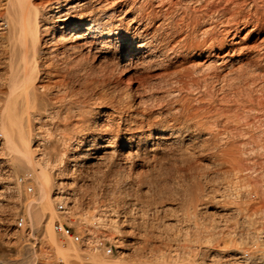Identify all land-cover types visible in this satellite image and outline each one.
Returning a JSON list of instances; mask_svg holds the SVG:
<instances>
[{
	"label": "rangeland",
	"instance_id": "obj_1",
	"mask_svg": "<svg viewBox=\"0 0 264 264\" xmlns=\"http://www.w3.org/2000/svg\"><path fill=\"white\" fill-rule=\"evenodd\" d=\"M35 1H38L37 3L43 4V6L41 7V13L43 14L41 20L47 21V19H49L50 9H52L51 1L53 0H47L48 2L44 0ZM110 1L111 0H109V2ZM116 1V13L118 19L121 16L120 20L123 22L122 26H131V34L135 36V43L133 42L132 44L126 46H130V49H134L139 43H143L146 45L142 44V49H144V51L141 50L140 52V55H143V58L141 57L138 64L136 63L132 68L128 70L130 71V76H125L123 72L124 70H122V72L121 70L116 71L112 77L106 75L108 80L111 81V87L122 89L124 87H129L130 85V87H133L134 90H136L138 97H147L148 99L151 97V95L158 94V92L159 94L161 93V96L159 95V97H162V99L166 98V94H163V92L165 93L167 89L181 90V92H183L184 94L190 95L193 102L195 101L197 104L200 103L201 106L211 108L214 116L212 118V121L210 120L211 123L209 124V127H211L212 130L218 131L219 133H225L224 136H226V138L222 136L223 138L221 139V143L223 142V144H221L220 141L218 142V144H221L220 146H225L227 143L234 144L235 146L239 147V152H241V150L242 152H238L230 158L229 156H225V158L228 157L231 160L230 162L225 159L224 156H213L210 154L196 155L199 159L196 156L192 159V157H181V154L179 152L176 153L175 151L177 150V147H175L177 145H174L172 147H168V149L165 150L166 154L163 152H158L159 154L161 153L159 156L158 154H154L153 151L151 152L150 149L149 151L148 149L147 151H145L141 148L142 151H138L136 150V148H125L123 144L125 143L127 137L122 136L123 132L120 133L119 131H113V133H116V135L118 134L119 137L117 142L119 145L118 152L120 153H118L117 157L113 159V163H111L110 161H105L106 163L101 162L95 163L93 165V162H86L75 168L73 167V163L66 160V169L63 171V173L57 172L56 174L54 172L52 174L54 179L58 183L57 186L53 187L52 192H58V189L61 187L62 191L67 194L70 200L64 202L66 204V211L62 213L57 210L59 200H56L54 202V213H52V215L50 216L49 228L56 236V238L61 241L63 247L72 245L79 249L81 264H94V262L92 261V257L95 253L91 251V248L97 246V241H102L104 247L100 248L95 255L104 259L103 261L107 262H112V260L114 259L112 262L113 264H135L139 260L144 261L143 259L138 257V253L135 250V248L138 249L139 247L145 254H148L150 251H154L159 254V247L162 250L165 244L167 245L163 248V252H168L169 248L172 250L176 248L177 250L179 249L178 251H183L181 248L186 247L187 250L188 246H194V244L190 245V242L185 240L189 238L185 236H193L192 232L196 234L195 232L197 231L196 229H194L195 226L198 228L200 227V231H203V229L204 231L206 230L212 238L214 236H217L212 239V245H205L204 243H200L199 245L198 242L195 244H198V246H196L197 248L194 246L197 251H204L208 249L206 247H209L208 250H210L212 257L215 256L214 259H219L221 261L213 263V261H209V259H206V264L210 262V264H224L226 261H228L227 258L235 250H237L238 252L240 251L244 256H246L245 258L249 260L252 259L254 257V252L258 244H256V247L253 245H255V243H260V236L262 234L260 233V228L262 229L264 227V221L260 218L259 214L261 213V206H264V189L262 188L264 187V158L262 156V154L264 153V99H262L264 97V71L257 72V75L254 74L256 77L253 75V77L247 80L241 79L240 82L238 81L236 83L230 82L228 79H225L226 81L223 79L210 81L209 77L207 79L209 80L208 82L211 83L207 82V86H205V82L203 80L204 77H202L203 75L195 72V68L199 66L198 63H202L207 60L209 55L208 53L210 51L211 53L213 52V55H220L221 57L228 54V57L233 60L243 59L244 62H247L248 60H255L256 56L264 50L262 49L264 48V46H262L264 45V3H262L264 0H201V2L197 3L196 0ZM126 1H128L127 3L129 5H127ZM110 3L108 7L113 6L111 5L112 3ZM0 15H2V12H0ZM242 24L245 26H243ZM207 27L212 28H210L212 31L211 37H214V41L211 39L207 43L215 46H213V48L210 50H207V47H204L205 51L204 48L203 50H194L195 45L203 42L204 39L203 36L200 37L201 32H198L196 34L197 31L195 32L194 30L199 31V29H207ZM157 29L159 30L157 31ZM185 38H187V40ZM153 44L157 47V50L164 49V52L166 54L164 53L165 55L163 56H165L166 58L162 57V59L165 60L154 58L151 59L147 64H144V62L140 63L143 59H145L144 57H146L147 53H149L148 51H151L150 45ZM161 60L162 62H160ZM106 63L104 67H106L107 69H110L113 65L111 61H107ZM258 63L261 66L264 65V63L261 61H258ZM139 65L143 66V68ZM3 67L4 65L0 66V74L4 72ZM173 73L176 77L173 75ZM181 75H185L186 77H183V80L185 82L187 81L185 84H182L181 82L182 85L180 83H177V81L181 79ZM128 77L132 80L130 84H128L126 81ZM252 80L253 83H250L252 82ZM171 81H175L174 84H176L173 85V82ZM193 81H196L197 83H194ZM162 83H165L166 86H170H168L167 88L165 84L163 85ZM240 83L241 86L239 85ZM203 85L205 87H203ZM206 89L207 91H205ZM0 90H4V88H0ZM198 98L201 99L198 100ZM167 99L168 98L164 99L162 101V104L166 103L165 101ZM242 100H246L247 104H244ZM260 100L263 102H261ZM215 104L220 106H217ZM239 105H242L244 109L247 108V110L239 107ZM248 105L251 107H248ZM157 108L158 107H154L153 110L157 111ZM216 109L217 113L215 112ZM215 115L217 119L215 118ZM227 115L229 120L227 118ZM229 115L233 117L231 118V116ZM243 116L246 117L245 120L243 119ZM235 117H238L239 119ZM235 120L240 121L235 122ZM237 123H239V125ZM257 123L259 124V126ZM236 124L237 129L235 127ZM246 125L248 127H246ZM241 126L244 127L242 128ZM123 127L124 126L122 125L121 128ZM109 128L113 130L114 128L116 129L115 126H110L106 128H99V131L100 133L102 132V134H104V132L106 130L108 131ZM247 129L249 131L253 129V131L249 132L247 131ZM255 130L259 131L258 136V132H256ZM242 132L244 133V136H242ZM254 132H256L257 134H255ZM166 137L169 138L168 135ZM244 137H247L248 139ZM256 137L262 138L258 139ZM52 139L55 140L56 138ZM224 139L230 140L232 143L230 141L227 142L226 140L223 141ZM1 140L2 139L0 137V145ZM50 141L53 144L50 142L48 143V146L53 150L56 143L52 140ZM166 142V145L171 144L170 140ZM261 142H263L261 144V146L263 145V149H261L260 146ZM245 143H248L250 145L248 146V144ZM258 147H260L261 149H259L260 152L258 151ZM252 149L257 150V154L256 151H254L255 154H253ZM248 151L251 153H249ZM150 152L152 154H150ZM122 157L124 159H127L124 160ZM50 159L55 160L54 157H50ZM118 160L120 162H118ZM143 160L145 161V163ZM213 162L215 163V165L213 164ZM154 163H156V165ZM227 163H230L232 165H227ZM243 165L245 166V168ZM251 166H253V168ZM251 169L252 171H250ZM244 171L248 172L245 173ZM193 173L194 176H192ZM236 175L238 176L236 177ZM36 176L37 173L35 171H32L30 169H19L11 163H8L7 156L5 157V155H3L0 151V264H44L47 261L43 255L45 248L42 243L45 237V230L41 225L36 224L29 210L24 205L28 199L34 197L32 196V194L36 195L37 193V188L34 181L36 180ZM9 178L12 179V184L10 185L8 184V181H10ZM60 183H67V185L59 186ZM250 184L252 185L249 186ZM29 188L31 189L30 191ZM201 188L203 189V191ZM201 191L205 194L202 195ZM254 193L257 194L258 197ZM191 196L192 198H194V202H198L196 203L197 205L199 204V201L201 199L203 200H201L202 203L205 204H199L201 205L200 207L202 208V210H200V208L198 207V210H200L201 213L198 211L196 214L197 217H195L194 219H185L183 214L184 204L185 201L187 202L192 199ZM202 196L204 198H202ZM251 198L252 200H254L253 202L251 201ZM234 202L235 204L233 205L232 203ZM249 202L250 206L247 205L249 204ZM248 208L249 210H247ZM231 209L234 210L235 215H232L233 210ZM237 211H239L238 215ZM69 213L75 214L82 220V222L73 221ZM239 214L242 216H240L241 219L244 220L240 219ZM247 214L250 218L247 217ZM235 216L239 219L236 218V220L235 218H233ZM228 217L229 219L233 218L231 222L230 220H228ZM178 218L182 224L184 223V225H182L181 223L177 224V222H180ZM19 219H23L25 222L24 227L21 229L17 227V221ZM184 220H186L187 223ZM195 220L199 221L196 222ZM200 220L202 222H200ZM251 220H254L253 223L251 222ZM142 221H148V230L150 228V231H148V235H150V237L147 236L146 242L143 238L141 239L140 232L138 230V227L141 225ZM240 221H243L244 223L250 221L252 223V228L250 229L251 226L249 222L248 226L247 223L243 225V222L241 223ZM56 222H60L69 226L73 232L79 234L82 238H90L89 244L85 246L83 244L75 243L69 238H63L62 236L56 234L53 230V225ZM256 222L261 226H258ZM114 223L117 224L118 230L112 229V227L115 226ZM110 224L112 225V227ZM185 225L189 226V228L187 227L189 234ZM204 225L207 226L206 229V226L204 227ZM162 227L163 231L161 230ZM217 228L219 229L216 230ZM248 229L250 230L248 231ZM168 230L172 232H169ZM184 230H186L187 232H185ZM246 230L248 231V234ZM250 231H252V234L249 233ZM178 232L179 234H182L183 237L179 235ZM230 233L231 240H235L234 243L230 242L231 240L228 236ZM167 234H171L169 236L171 239H169ZM173 234L176 238H173ZM242 234H245V236H243ZM247 235L249 237H247ZM251 236L253 238L252 240ZM239 237H241V240ZM120 238L121 240H123V248H120ZM172 238L175 239L174 242L172 241ZM246 238H249L250 240L248 239V242H246ZM163 241H165V243ZM166 241H170V244ZM214 242H216L215 245ZM232 243L234 245H232ZM242 243H244V245ZM249 243L250 245H252L251 247ZM228 244H231V246L235 247L230 248ZM237 244L240 246H238ZM218 247L223 248L224 250L222 251L226 252H221V249H219ZM240 247H242V249ZM109 248L112 249V252L110 254H107L106 250ZM238 248L240 250H238ZM243 249H246V251L244 250L243 252ZM49 252L50 253L48 258L50 259L48 261H50L52 264H66V262L60 260L57 257L55 252ZM168 253H166V255ZM90 254L91 256H89ZM170 255H172V257H176L177 253H175L174 255L171 253L168 254V256ZM172 257L170 256L169 258ZM221 259H223L224 261H222ZM193 260L195 259L193 258L192 261ZM175 261L178 262L177 264H190V262H187L182 258L180 260L175 258ZM107 262L95 264H107ZM140 263L144 264V262ZM158 263L176 264V262H170L169 259L165 261L159 260L155 263L154 261H152V263L151 261H148L146 264ZM191 263L193 264L195 262ZM195 264L201 263L196 262Z\"/></svg>",
	"mask_w": 264,
	"mask_h": 264
},
{
	"label": "bare ground",
	"instance_id": "obj_2",
	"mask_svg": "<svg viewBox=\"0 0 264 264\" xmlns=\"http://www.w3.org/2000/svg\"><path fill=\"white\" fill-rule=\"evenodd\" d=\"M44 1L48 2L47 0ZM37 2L35 0H0V12H2V15H0V66L4 65L3 67L4 70L1 69L4 72L0 74V88H4V90H0V130H1L0 137L2 139L0 145V151L3 155H5V157L7 156L8 163H11L15 167H18L19 169H23V170L30 169L37 173L36 180H34L37 188V193L36 195L32 194V196L34 197L28 199L24 205L29 210L36 224L41 225L45 230V237L42 243L45 248L43 255L47 261L44 264H52L50 261H48L50 259L48 258L50 253L49 251H52V253L55 252L57 257L60 260L66 262V264H81L79 249L72 245L63 247L61 241L56 238V236L52 233L51 229L49 228L50 216L52 215V213H54L53 211L54 202L56 200H59L64 203L67 200H70L67 194L64 191H62L61 187L58 189L59 190L58 192L55 193L52 192L53 187L57 186L58 184L52 174L54 172L56 174L57 172L63 173V171L66 169L65 166L67 161L73 163V167L75 168L86 162H93V165L95 163H101L105 161L107 162L110 161L111 163H113L112 162L113 159L117 157V154L119 153L118 152L119 145L117 142L119 137L118 134L117 135L116 133L114 134L113 131H117V132L119 131L120 133L123 132L122 136L127 137L125 143L123 144L125 148L126 147H129L130 149L136 148V150L138 151H142V150L147 151V149L149 151L150 149L151 152L153 151L154 154H158L159 156L161 153L159 154L158 152L165 153L166 152L165 150L168 149V147H172L174 145H177L175 146L177 147V150L175 151L176 153L179 152L181 154V157H187V158L192 157V159L196 155H200V154L224 156V158L225 156H229L230 158L235 154H237L240 151V149L234 144H228V143L226 144V142H225L226 144L225 146H220L221 144H223V142L221 143L222 141L221 139L223 138L222 136H224L225 133H219L218 131L212 130L211 127H209V124L211 123L210 120L212 121V118L214 116L211 108L206 106H201L200 103L197 104L195 101L194 103L190 95L184 94L183 92H181V90L167 89V91L165 93L163 92V94H166V98L168 99L165 101L166 103L162 104L163 103L162 101L166 98L162 99V97H159V95L161 94V93L159 94V92L158 94L151 95V97L148 99L147 97H138L136 90H134L133 87H130V85L129 87H124L122 89L111 87L112 85L110 83L111 81L108 80L107 76L112 77L115 74V72L118 70H121V72L122 70H124L123 72L125 76H130L129 75L130 71L128 70L132 68L136 63L138 64L141 57L143 58V55H140V52L141 50L144 51V49L142 48L143 45H146L143 43H142L143 45L139 43L136 45L134 49H130V46H126L134 42L135 36L131 34L132 27L125 25L122 26L123 22L120 20L121 16L118 19L116 13V6H117V3H115L117 2L116 0L115 1L111 0L110 2L112 4L109 2V0H53L51 1L52 9H50L49 19H47V21L41 20V17H43L42 16L43 14L41 13V7L43 6V4ZM108 2L113 6L108 7L109 5ZM127 2L128 1H126V3ZM197 2H201V0H196V3ZM262 3H264V1ZM127 5L129 4L127 3ZM211 27L209 28L207 27V29H199V31L194 30L195 32L197 31L196 34L198 32H201L200 37L203 36L204 38L203 42L195 45L194 50L196 49L203 50L204 47H207V50H210L213 48V46H215L207 43L209 40L214 39L213 36L211 37L212 35ZM158 30L159 29H157V31ZM185 39L187 40V38ZM154 44L150 45L151 51H148L149 53H147L146 57H144L145 59H143L140 63L144 62V64L145 63L147 64L150 62L151 59L159 58L160 60L162 59V57H165L163 56L166 54L164 52V49L157 50V47ZM212 53L210 51L208 53L209 55L207 60L202 63L200 62L201 64L198 63L199 66L195 68V72L203 75L202 77H204L203 80L205 82V86H207V82L209 81L207 78L209 77H210V81L228 79L230 82L236 83L238 81L240 82L241 79L247 80L253 77L254 74L257 75L256 73L259 71L262 72L264 71V65L261 66L258 63V61L264 63V50L263 52L259 53L256 56L255 60H248L247 62H244L243 59H237V60L230 59L228 57V54L221 57L220 55H213ZM162 60L160 62H162ZM107 61H111L113 64L110 69L104 67ZM140 67L143 68V66ZM183 77L186 76L181 75V79L177 81L178 84L179 83L181 84V82L182 84H185L187 82L183 80ZM126 81L128 84L132 82V80L129 77L126 79ZM174 82L173 85L176 84V83L174 84ZM193 82L197 83L196 81ZM250 83H253V80ZM239 85L241 86V83ZM168 86L170 85H167L166 87L168 88ZM205 86L203 85V87ZM205 91H207V89ZM199 99L201 98H198V100ZM262 99H264V97ZM242 101L244 102V104L247 102L246 100H242ZM154 107L155 108L158 107L157 111L153 110ZM239 107H242V105L241 106L239 105ZM248 107L251 106L248 105ZM244 110H247V108ZM215 112L217 113V109ZM232 117L233 116H231V118ZM243 119L245 120L246 117L243 116ZM236 121H240V120H235V122ZM239 123L237 124L239 125ZM237 124L235 126L236 129H237ZM122 125L124 126L123 128H121ZM110 126H115L116 129L114 128L113 130L109 128L108 131L107 130L105 132L103 131L104 134H102V132L100 133L99 128L102 127L106 128ZM246 127L248 126L246 125ZM247 131L249 130L247 129ZM251 131H253V129H251ZM256 132H258V134ZM256 132L254 133L257 134L258 136L259 131ZM241 134L242 136H244L243 132ZM167 135L169 136V138L166 137ZM224 137L226 138V136ZM52 138L54 139L56 138V139L53 140ZM256 138L259 139L262 137H256ZM50 140L56 143V145H54L53 150L50 149V147L48 146V143L51 142ZM168 140L171 141V144L166 145L167 144L166 141ZM225 140L227 142L230 141L227 139H224L223 141ZM219 141L221 143L220 145L218 144ZM262 143L263 142L260 143V146ZM249 145L250 144H248V146ZM262 146L261 149H263ZM259 149L260 147H258V151L260 152L261 149L260 150ZM254 151H256L257 154V150H253L252 152L253 154H255ZM151 152L150 154H152ZM263 154L262 156L264 158ZM50 157H54L55 160L54 159L51 160ZM229 158L227 157L225 159H227L230 162L231 160ZM118 162L120 161L118 160ZM156 163L154 164L156 165ZM213 164L215 165L214 162ZM227 165H232V164L227 163ZM251 167L253 168V166ZM250 171H252V169ZM244 172L246 173L248 171H244ZM238 175H236V177ZM192 176H194V173ZM11 178H9L10 181H8L9 185L12 184ZM60 185H67V183H60L59 186ZM251 185L252 184H250L249 186ZM262 188L264 189V187ZM204 194L205 193L203 192L202 195ZM255 195L257 196V194ZM202 198L204 197L202 196ZM200 201L199 204H201L203 200L201 202ZM251 201L253 202L254 200H252L251 198ZM196 203L198 202H194V198L190 199L187 202L185 201L184 208L182 207L185 219L186 218L194 219L195 217H197L196 216L197 212L198 211L200 212V210H202L200 206L205 204V203H202L201 205L198 204L199 205L198 206ZM232 204L234 205L235 202ZM247 205L250 206V202ZM198 207L200 208V210H198L199 209ZM234 210L232 215H235ZM247 210H249V208ZM260 211H261V213H259L260 218L264 221V206H261ZM238 212L239 211H237V215ZM69 214L72 217L73 221L82 222V220L78 218L75 214L72 213ZM248 214L247 217H249ZM240 216L241 215L239 214V217ZM229 217L228 220H230V222L233 218L235 219L238 218L235 216L229 219ZM184 221L186 222V220ZM253 221L254 220H251L252 223ZM200 222L202 221L200 220ZM248 222L250 223L251 226L252 223L250 221ZM248 222L246 223L249 226ZM180 223L181 221L179 223L177 222V224ZM246 223L243 222V225H245ZM114 224L115 226L113 227L111 225L112 229L118 230L117 224L116 223ZM182 225H184V223ZM185 226L186 228L187 227L189 228V226L187 225ZM205 226L206 225H204V227ZM148 227H149L148 221H142L141 225L138 227L141 239L143 238L145 242L147 236L150 237V235H148L149 233L148 231H150V228L148 230ZM199 228L195 226L194 229H196L197 232H195L196 234L192 232L193 236L191 235L185 236L189 238L185 240L190 242V245L194 244L195 247L198 246V244L200 245V243L209 245L212 243L213 241L212 239L214 237H217L214 236L212 238L210 234L207 233L206 230L204 231L203 229L204 231L203 232L200 231L201 229L199 230ZM206 228L207 226L205 227V229ZM251 228L252 226L250 227V229ZM218 229L219 228H217L216 230ZM250 229H248V231ZM161 230L163 231V227ZM168 231L172 232L170 230ZM184 231L187 232L186 230ZM243 231H244V227H243ZM260 231H261L260 233H262L260 236V243L254 242L255 245L253 246L256 247V244L258 245L255 249L254 257L253 258L251 257L252 259L249 260L245 258L246 256H244L240 251L238 252L237 250H235L233 252L232 250L233 253L227 258L228 261H226L225 259L226 262L224 264H264V227L262 229L260 228ZM251 232L252 231H250L249 233ZM188 234H183V235H188ZM170 235H168V237ZM179 235L182 236V234ZM230 235L231 233L228 236L230 237ZM242 235L245 236V234ZM237 236H241V235H237ZM176 237H177V233H176ZM176 237L174 235L173 238ZM247 237L249 236L247 235ZM239 238L241 240V237ZM169 239L171 238L169 237ZM248 239L246 242H248ZM252 239L253 238L251 236V240ZM174 240L175 239H173L172 241L174 242ZM234 241L231 240L230 242L234 243ZM163 242L165 243V241ZM168 243L170 244V241ZM196 243L198 244L195 245ZM215 243L216 242H214V245ZM233 243L232 245H234ZM120 244H121L120 248H123L122 246L123 240H121ZM242 244L244 245V243ZM166 245L167 244H165V246ZM228 245L230 246V248L235 247V246H231V244ZM194 246H188L187 250L186 247H183L181 248L183 251L181 250L178 251L179 249L177 250L176 248H174L173 250L169 248L168 251L169 253L167 251L165 252L162 251L164 247L162 248V250L159 247L160 250L159 254H157L154 251H150L148 254H145L142 252V249L140 247L138 249L135 248V250L138 253L137 254L138 257L144 260V261H140V260L139 261L144 262V264H146L148 261L149 262L151 261V263L152 261H154L155 263L158 262L159 260L165 261L168 259L170 260V262L172 263L176 262L177 264L178 262L175 261V258L179 260L182 258L183 260L190 262V264H192L191 262H195V263L200 262L201 264L202 263L206 264L205 262L206 259H209V261L210 260L213 261V263H217L218 261H220L218 258H217L218 260L214 259L215 256L212 257L210 250H208L209 247H206L208 248L207 250L203 249L204 251H197L196 249L197 247L195 248ZM251 246L252 245H250V247ZM240 248L242 249V247ZM219 249H221V252H223L222 250H224L223 248H219ZM246 249H243V252L244 250L246 251ZM98 250H99L98 246H94L91 248V251H93L95 254L96 252H98ZM238 250L240 249L238 248ZM166 253L168 254L171 253L173 255L177 253V256L172 257V255H170L172 258H169L170 256H168V254L166 255ZM95 254L92 257V261L94 262V264L107 262V261H103L104 259L96 256ZM89 256H91V254ZM193 258L195 260L192 261ZM221 260L224 261L223 259ZM112 262L108 261L107 264H113ZM138 262L135 264H138ZM140 262L139 264H142Z\"/></svg>",
	"mask_w": 264,
	"mask_h": 264
},
{
	"label": "built area",
	"instance_id": "obj_3",
	"mask_svg": "<svg viewBox=\"0 0 264 264\" xmlns=\"http://www.w3.org/2000/svg\"><path fill=\"white\" fill-rule=\"evenodd\" d=\"M21 182H22V179H21ZM31 189L29 188V191ZM57 210L59 212H65L66 211V204L59 201L58 202V205H57ZM24 220L23 219H19L17 221V227L19 229L23 228L24 227ZM53 230L56 234L62 236L63 238H69L71 239L73 242L75 243H79V244H83V245H88L89 242H90V238L86 237V238H82L79 234H76L75 232L72 231V229L65 225V224H62L60 222H56L54 225H53ZM97 246L100 248H103L104 245H103V242L102 241H97ZM108 254H110L112 252V249L109 248L106 250Z\"/></svg>",
	"mask_w": 264,
	"mask_h": 264
}]
</instances>
